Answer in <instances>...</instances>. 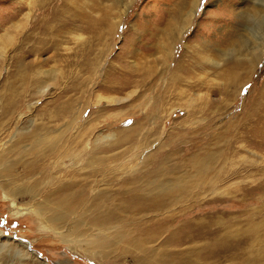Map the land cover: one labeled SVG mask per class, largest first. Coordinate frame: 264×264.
Returning a JSON list of instances; mask_svg holds the SVG:
<instances>
[{
    "label": "rangeland",
    "instance_id": "374dc122",
    "mask_svg": "<svg viewBox=\"0 0 264 264\" xmlns=\"http://www.w3.org/2000/svg\"><path fill=\"white\" fill-rule=\"evenodd\" d=\"M196 1L195 10L188 16ZM124 6V0H0V24L13 15L15 20L23 22L25 14L44 22L55 18L54 13H58L68 26L59 34L62 36L58 46L60 52L81 60L89 55L91 63L96 61V55L107 54L100 65L96 64L100 67L99 74L107 72L110 62L120 64L121 61L116 59L123 56L127 70L130 69L134 78L143 79L144 87L139 86L127 100L119 103L102 96L95 100L97 96L93 94V109L100 108L104 112L113 104L104 112L110 117L106 124L98 125V131H113L117 138L123 128L135 126L143 117H153L147 121V128L153 129L155 124H161L167 133L177 126L181 133L179 153H182V147L196 145L197 151L205 148L218 153L223 150L229 156V159L224 157L226 164L222 178L213 179V186L222 192L206 191L199 195V199L186 201L187 204L176 213V225L194 219L202 225H210L212 220L216 234L211 236L201 232L194 239L196 230L183 225L178 227L177 236L184 234L193 243L180 244L178 249L182 253L179 257H185L191 246L202 249L206 242H214V246L222 250L217 255L206 256L215 257L212 264H243L240 259L248 258L244 259L247 263L252 257L259 258L248 264H264V53L259 60L256 54L259 44L264 41V0H132L122 13ZM1 29L0 33L4 28ZM27 29L28 26H23L3 51L0 43V92L3 83L11 81L12 70L20 62L17 48L23 45ZM39 32V29L35 31ZM30 40L22 47L29 48L35 37L30 36ZM43 56L35 54L24 59L30 61L35 57L45 58ZM57 62L43 65L42 69H50L49 72L36 77L39 84L52 83L51 88L31 101L26 99V110L21 111L7 128L2 145L15 140L18 130H31L39 121L36 108L60 91L54 83L65 80L61 75L68 68L63 62ZM78 66L77 61L73 62L69 68L71 73L78 70ZM35 75L36 71L33 72L34 78ZM143 88H148L144 99ZM99 91L96 88L95 92ZM150 104L161 107L155 106L157 108L151 111L154 115H143L145 109L142 107ZM28 106L32 109L28 110ZM190 114L192 120L188 119ZM256 122H260V128L254 140L252 129ZM143 131H134L133 137L143 139ZM238 139H245L247 143ZM29 142H25L27 149ZM158 142L151 141L149 146L138 147L134 153L115 163L130 165L143 148L147 151ZM167 147H161L160 152ZM175 147L173 144L171 149ZM15 157L3 163L5 170ZM186 168L188 171L183 172L187 178L182 184L187 188L192 185L194 192L198 182L207 177L196 166ZM212 173L213 177L216 172ZM5 175V172L0 173V230L3 231L0 264L135 263L132 257H115L128 243L127 239H119L120 230L110 228L98 234L99 240L105 241L106 245L93 248L84 243L80 245L77 240L88 238L92 232L81 223L61 229L65 234L46 226L45 220L33 213L34 208L29 205L31 198L39 196L36 190L27 186V182L18 181L11 186L7 182L9 175ZM6 188L12 192L9 196L5 194ZM179 195L183 201L185 194L181 189ZM16 201H19L18 205ZM227 230L235 235L234 242L220 241ZM22 240L26 247L21 246V250L17 243ZM236 244L241 245L237 247ZM152 245L157 250L159 248L161 256L173 257L171 245L160 241ZM128 246L134 248L131 244Z\"/></svg>",
    "mask_w": 264,
    "mask_h": 264
},
{
    "label": "bare ground",
    "instance_id": "6f19581e",
    "mask_svg": "<svg viewBox=\"0 0 264 264\" xmlns=\"http://www.w3.org/2000/svg\"><path fill=\"white\" fill-rule=\"evenodd\" d=\"M131 1L124 0L125 6L122 8V13ZM197 4L198 1L192 5L188 16H191ZM53 16L55 18L40 22L34 18L35 16L30 18L29 14H25V22H23L21 19L15 20L16 16L13 15L0 24V29L1 26L2 29L4 28L0 33L2 51L6 45L12 43L14 37L25 25L28 29L22 41L23 45L31 41L30 36L35 37V41L28 45L29 48L22 47V44L18 46L20 62L19 64L17 62L18 66L12 70L11 81L7 80L3 83L2 92H0L1 175L4 172L5 177L9 175L7 182H10L11 186L16 185L18 181L27 182L25 183L27 186L36 190L39 196L31 198L29 205H32L30 208H34L33 213L40 215L46 221L48 224L44 221L46 226L62 231L63 234L65 232L61 229L79 223L83 224L86 230H91L88 238H77L80 245L84 243L86 246L101 248L104 244L106 245V242L99 240L97 235L114 228L121 231V234H117L119 239L128 240L115 257H132L134 264H212L211 261L215 257L206 256L219 254L221 248L215 247L214 242H206L202 249L191 246L187 253L184 251L185 257H179L182 253L178 249L179 245L193 243L184 234L177 236L176 230L183 225L197 231V234L193 235L194 239L198 238L201 232L213 236L216 234L213 221L210 220V225H202L199 220L194 219L176 225V213L184 207L186 201L193 202L206 191L222 192L215 187L216 185L213 186L215 183L213 179L215 181L217 178H222L221 174L226 164L224 157L229 159V156L223 150L218 153H212L205 148L197 151L196 145L182 147V153H179L181 133L177 126L167 133L163 131L164 127L161 124H155L153 129L147 128V121L153 117H143L135 126L123 128L119 131L117 138L113 131L107 133L98 131V125L106 124L110 117H107L104 112L113 104H107L108 107H105L104 112L100 108L95 110L91 106L93 105L91 96L95 94V97L97 96L95 100H99V96H102L109 98L110 102L119 103L127 100L139 86H143L144 80L132 76L130 69L127 70L126 62L122 61L123 56L116 59L121 61L120 64L115 65L116 63L110 62L107 72L99 74L100 67L96 64L100 65L101 59L107 54L96 55L94 58L97 63L96 61L91 63L89 55L81 60L74 59L71 54L60 52L58 46L62 42V36L59 34L68 26L58 13H54ZM118 22L119 19L116 23ZM37 29L40 30L39 33H35ZM257 49L256 54L259 60L264 53V41ZM35 54L44 55L45 58L35 57L30 61L24 59ZM50 61L63 62L68 68L61 75L65 80L54 83L60 91L36 108V117L39 121L34 123L31 130H18L16 139L11 140V143L6 145L8 147L2 145L7 135V128L21 111L26 110V99L31 101L34 96H41L51 88L52 83L45 81L39 84V79L36 77L49 72L50 69H42V67ZM75 61L79 65L78 70L71 73L72 70L69 68ZM183 66L185 67L184 63ZM187 68L190 69V66ZM34 71H36V79L33 77ZM151 71L156 75L155 71ZM173 74L176 75V73ZM95 87L101 92L96 93ZM147 90L148 88L142 89L143 99ZM122 94L125 95L122 96ZM29 106L28 110H31L32 107ZM155 106L161 107L158 104L143 106L142 108L145 109L143 115L153 114L151 111L157 108ZM188 119H193L192 114L188 115ZM258 123L260 122H256L252 129L253 138L260 128ZM140 129L144 130L142 132L144 138L133 137L134 131L140 132ZM27 140L30 141L28 149L25 145ZM158 140L155 147L147 151L143 148L130 165L115 163L122 157L125 159L129 153H134L138 147L149 146L151 141ZM238 141L247 143L245 139H238ZM173 144H176V147L171 149ZM166 145L168 147L160 152V148ZM165 151L166 155H164ZM13 154L16 157L11 156ZM187 156L188 158H185ZM13 157L15 158L11 166L6 167L5 170L3 163L10 161ZM243 158L246 159V157ZM190 165L196 166L202 175L207 177L198 182L194 192L192 185L187 188L182 184L187 178L183 171H188L186 167ZM136 166L137 169L134 168ZM212 172H216L213 177ZM45 175L47 176L44 177ZM180 189L185 194L183 201L180 200ZM4 190L7 196L12 193H9L7 188ZM16 200H18L17 197ZM18 202L15 203L18 205ZM257 232L259 231L256 230ZM2 234L3 231L0 230V237ZM233 236L232 232L227 230L221 235L220 241L234 242ZM7 240L10 239L7 238ZM158 241L171 245L176 255L161 256L159 248L157 250L152 245L153 242ZM17 244L21 250L23 249L21 246L26 245L23 240ZM129 244L134 248H129ZM239 245L241 244H236L237 247ZM258 258L252 257L249 262ZM244 259H240L243 264Z\"/></svg>",
    "mask_w": 264,
    "mask_h": 264
}]
</instances>
